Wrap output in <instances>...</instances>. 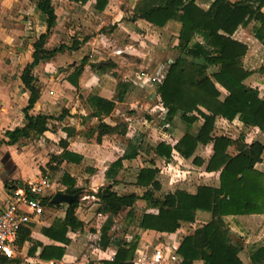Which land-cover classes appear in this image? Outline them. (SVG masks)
I'll return each mask as SVG.
<instances>
[{"label": "crops", "instance_id": "obj_1", "mask_svg": "<svg viewBox=\"0 0 264 264\" xmlns=\"http://www.w3.org/2000/svg\"><path fill=\"white\" fill-rule=\"evenodd\" d=\"M2 1L7 0H0ZM10 1L12 5H22V12L18 17L14 16L19 22L17 24L23 26L18 33L26 37L32 33V37L19 38V46L28 40L25 50L16 47L17 44L13 48L9 47L12 53L8 63L0 60L2 138L6 137L8 130L28 123L24 108L28 105L30 92L25 87L21 75L33 59L35 41L42 33L47 32L46 16L38 9L35 1ZM159 1L106 0L104 6L98 8V0H52L57 22L46 38L45 48L53 49L62 44L71 46L74 40L79 41V46L76 49L66 47L49 59H42L32 70L38 79L40 94L34 106L29 109V114H47L54 118L50 119L48 129L43 134L32 133L31 137L21 138L15 144L0 145V208L6 204L12 184L33 180L42 174L50 176L55 194L59 191L65 192L68 184L63 181V177L68 173L75 179V187L80 188L76 192L79 193L76 200L79 202L82 195H85V198L90 197L87 195L90 191L97 202L84 211L79 203L76 214L84 226L82 229L68 232L70 242L65 245L62 259L54 256L44 259L40 256L45 245H64L46 236L42 229L51 226L57 218H64L69 204L45 205V212L29 224V237L19 244L15 256L8 257L9 264H96L102 263L103 260H112L118 247L113 241L107 246L100 243L102 227L108 215L99 211L100 200L95 193L100 187L111 184L120 194L141 195L146 187L138 186L136 180L142 168L158 169L156 178L161 188L156 194L176 190L196 193L198 187L203 185L220 188L221 171L207 170L214 153L212 141L200 143L190 157H184L173 149V159L169 162L155 151L160 142L174 146L186 131L196 132L203 124V120L199 119L190 126L180 115L166 124L167 108L161 101L156 83L162 80L169 63L179 55L177 45L181 23L169 20L164 26H157L135 16L138 8ZM213 1L197 0V3L207 10ZM28 2H33V5ZM29 7L32 11L27 10ZM35 17H40L41 21L32 25ZM255 24L258 22L252 20L247 26H240L232 36L247 45L244 66L250 70L264 66V44L253 33ZM3 39H11L10 33ZM7 43L10 42L5 40L1 44L5 48L1 49V52L6 53ZM84 57L87 58V63L76 78V83H73L68 77L75 72ZM92 64L97 66L93 68ZM217 70L216 65H210L208 68L209 74ZM245 82L258 87L260 97L264 99L263 73L254 71ZM120 83L127 87L122 99H118ZM220 90L221 97L224 98L227 92L221 87ZM90 94L113 100L115 106L111 113L95 114V107L88 100ZM13 112L18 118L12 115ZM13 118L17 119L18 124L10 126ZM102 123L116 129L104 133L101 141H98L97 136L102 129L99 125ZM221 135L233 140L227 149L231 155H236L242 144L247 149L256 140L264 144V131L245 124L238 116L233 120L217 116L212 136ZM33 138L35 141L30 145L18 147L17 144L21 141ZM133 147L137 148V155L124 158L118 172L108 175L107 171L112 163L123 156L127 149L134 150ZM66 150L81 155L82 160H61L60 155ZM42 153L43 162L40 165L35 164V158ZM50 155L51 159L48 158ZM255 168L264 172V152L262 160L255 164ZM95 207L96 214L103 220L100 225L95 226L97 230H89L84 236H80L77 232L86 227L84 221ZM134 208L133 219L127 216L129 207L114 215L109 230V236L113 239L111 231L114 229V218L121 214V217L127 220L126 228L136 229L134 236L128 232L125 237L119 238L128 242L137 240L134 260L143 252L152 254L154 245L161 244L168 247V254L174 253L177 260L175 264H180L183 256L179 253V247L183 239L194 234L197 228L209 223L213 218L211 211L198 209L194 221H183L174 232H160L139 226L143 213H156L157 209L150 207L141 198L136 201ZM224 220L229 227L232 243L239 248L240 259L249 263L251 255L264 244V212L226 215ZM91 235L98 237V242L88 246ZM194 264L205 263L202 259H196Z\"/></svg>", "mask_w": 264, "mask_h": 264}, {"label": "trees", "instance_id": "obj_2", "mask_svg": "<svg viewBox=\"0 0 264 264\" xmlns=\"http://www.w3.org/2000/svg\"><path fill=\"white\" fill-rule=\"evenodd\" d=\"M38 9L46 16L47 32L42 33L34 43L33 59L26 65L21 75L25 87L30 92L28 105L24 108L28 123L6 132V137L0 139L1 144L12 145L21 138H29L32 133L43 134L48 129L50 119L47 114H29L37 101L40 89L38 79L32 70L42 60L51 58L56 52L76 49L79 41L74 40L71 46L65 44L53 49H46V38L52 27L56 25L57 15L52 0H33ZM84 2L85 0H78ZM103 3V5H102ZM106 0H98L97 7L102 8ZM264 0H214L206 10L198 5L197 0H160L138 8L136 17L146 19L157 25L164 26L169 20L181 23L178 36L179 55L174 58L157 89L161 101L167 108L166 124L174 121L177 115L188 125L199 119L203 124L196 132L186 131L184 136L174 145L160 142L155 148L156 153L171 161L172 151L176 149L184 157L194 154L200 143L213 142L214 153L211 156L207 170H220L221 186L215 189L210 186H199L196 193L176 190L166 194H156L161 184L156 178L157 168H142L137 176L136 184L146 187L144 192L120 194L111 184L102 186L95 193L100 200L99 211L108 215L102 227L100 243L107 246L112 241L118 247L113 260H103V264H135L133 255L137 248V240L128 242L124 239L110 238L109 230L113 216L129 207L128 217L135 215L134 205L141 198L147 204L157 209V212H145L141 215L139 226L160 232H174L183 221H194L198 209L212 212V220L197 228L194 234L187 235L180 247L183 256L180 264H194L196 259L204 260L205 264H264V244L252 255L249 263L243 262L238 253L239 248L230 239L229 227L224 220L226 215L262 213L264 212V172L257 170L255 164L262 160L264 144L259 140L252 142L249 149L244 144L236 155H231L227 149L233 140L228 136H212L217 116L228 120L235 117L247 125L259 127L264 131V99L260 97L258 87L246 84L245 80L254 72L264 74V66L250 70L244 66V56L247 45L232 36L240 26H247L252 20L258 22L253 27V33L264 44ZM200 40H203L201 42ZM87 58L81 60L75 72L68 79L76 83ZM210 65L218 66V70L209 74ZM97 64H92L95 68ZM118 99H122L127 87L120 83ZM220 87L227 95L222 98ZM88 100L95 107V114H109L115 106L113 100L90 94ZM60 115V117H62ZM97 136L101 141L104 133L116 128L105 123ZM62 143L66 141L61 140ZM134 148V147H133ZM137 148L126 152L112 163L107 174H116L122 167L124 158L137 155ZM80 162L82 156L66 150L60 159ZM197 161V158H195ZM63 181L68 184L65 192L75 194L80 188L75 187V179L68 173ZM45 205H53L50 198H44ZM79 202L75 200L66 209L64 218H57L49 227L42 229L43 233L64 245H45L40 256L49 259L54 256L62 259L65 245L70 242L68 232L82 229L83 221L77 216L76 208ZM30 235L29 227L21 229L18 243L21 244ZM0 263L9 264L10 259L0 255Z\"/></svg>", "mask_w": 264, "mask_h": 264}, {"label": "built area", "instance_id": "obj_3", "mask_svg": "<svg viewBox=\"0 0 264 264\" xmlns=\"http://www.w3.org/2000/svg\"><path fill=\"white\" fill-rule=\"evenodd\" d=\"M53 191L54 184L49 175L12 184L6 204L0 208V255H16L21 229L29 227L45 212L43 199L52 198ZM133 261L135 264H175L177 260L174 253L168 254L167 246L155 244L152 254L143 252Z\"/></svg>", "mask_w": 264, "mask_h": 264}, {"label": "rangeland", "instance_id": "obj_4", "mask_svg": "<svg viewBox=\"0 0 264 264\" xmlns=\"http://www.w3.org/2000/svg\"><path fill=\"white\" fill-rule=\"evenodd\" d=\"M15 2L17 1L15 0ZM28 4L33 5V2H28ZM21 6L22 5H15V4L12 5L10 0L0 2V60L2 59L1 61L3 62L6 61L8 63L10 61V56H11L12 51L9 47L13 48L17 44L16 47L22 50H25L27 48L28 43H29L28 40H25L23 43H21L22 46H19V38L32 37L31 35L32 33L28 35L29 37H26L25 35H20V33H18L20 29H23V26L17 24L19 22L18 20L17 21L15 20L14 16L18 17V14L22 12ZM27 10L32 11L30 7ZM29 16L34 17V15H29ZM40 21H41L40 17H35V20L32 22V25L33 23L36 24ZM9 33L11 35V39H3V37L6 35H9ZM5 40L10 42V43H7L6 53H4V51L1 52V49L5 50L3 45H1L4 43ZM66 65L67 64H65V66ZM12 115L18 118V115L14 114V112L12 113ZM15 124H18V121L16 118H13V121L10 123V126H14ZM0 134H1L0 138H2L3 132ZM34 138L36 140V137ZM34 138L31 140L29 139L23 140L21 141V143L17 145L18 147L23 148V146L30 145L31 142H34L35 141ZM42 155L44 156V153H42L41 155H37V157L35 158V164L40 165L43 162ZM48 158L51 159V155ZM87 195H89L90 197L85 198V195L80 196L79 203H80L82 211L86 210L88 207L92 206L95 202H97L96 197L93 195V192L88 191ZM95 210H96V207L91 212V214L88 217H86L87 219L86 221H84L86 227L83 230L77 232L80 236H84V233H88L89 230H97V227L95 226L100 225L101 221L103 220L102 217L100 218V216L96 214ZM121 216L122 214L114 218V224H113L114 229L111 231L113 238L125 237V234L128 232H130V234L134 236L136 233V229L132 227L130 229H127L126 228L127 220H124ZM96 241L98 242V237L91 235V239L88 240L87 245L88 246L95 245Z\"/></svg>", "mask_w": 264, "mask_h": 264}, {"label": "water", "instance_id": "obj_5", "mask_svg": "<svg viewBox=\"0 0 264 264\" xmlns=\"http://www.w3.org/2000/svg\"><path fill=\"white\" fill-rule=\"evenodd\" d=\"M79 193L76 194H68L65 192H57L51 198L52 203H68L69 205L73 204V202L78 198Z\"/></svg>", "mask_w": 264, "mask_h": 264}]
</instances>
